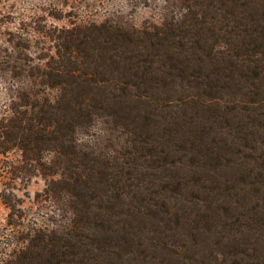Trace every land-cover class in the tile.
I'll return each mask as SVG.
<instances>
[{"label": "trees", "instance_id": "1", "mask_svg": "<svg viewBox=\"0 0 264 264\" xmlns=\"http://www.w3.org/2000/svg\"><path fill=\"white\" fill-rule=\"evenodd\" d=\"M175 2L138 30L30 26L0 178L41 177L50 226L1 195L0 264H264V0Z\"/></svg>", "mask_w": 264, "mask_h": 264}, {"label": "rangeland", "instance_id": "2", "mask_svg": "<svg viewBox=\"0 0 264 264\" xmlns=\"http://www.w3.org/2000/svg\"><path fill=\"white\" fill-rule=\"evenodd\" d=\"M179 10L175 0H0V105L8 104L7 96L15 94L23 80L10 70L12 65L17 67L22 64L21 59L26 58V55L28 58L32 57L34 41L28 42V37L30 35L34 38L31 27L35 23L46 27H68L72 22L76 25L108 22L123 29L138 30L161 25ZM51 13H61L63 19L56 20L49 16ZM9 40L11 43L8 44ZM16 44L20 45L19 51L11 50ZM24 69L27 73V69ZM26 86L31 87L28 79ZM94 133L96 135L92 137H80V144L97 152L106 151L104 148L108 142L105 135L99 129H93L90 135ZM6 183V180L0 178V196L13 194L17 200H21L20 208L26 218L34 220L38 225L50 226L45 221L46 218H41L45 212L43 207L39 208L35 201V195L41 193L45 187L41 177H33L22 183L14 182L13 190L5 188L3 184ZM8 214L9 210L0 198V233L6 227Z\"/></svg>", "mask_w": 264, "mask_h": 264}]
</instances>
